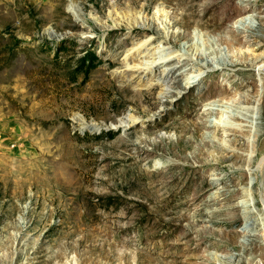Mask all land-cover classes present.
Returning <instances> with one entry per match:
<instances>
[{
	"label": "rangeland",
	"instance_id": "rangeland-1",
	"mask_svg": "<svg viewBox=\"0 0 264 264\" xmlns=\"http://www.w3.org/2000/svg\"><path fill=\"white\" fill-rule=\"evenodd\" d=\"M117 1L76 0L82 20L69 0H0V264H264V89L259 106L234 105L259 95L258 72L238 64L189 85L185 61L144 69L153 35L127 36L130 1L113 13ZM211 2L232 12L227 30L201 14ZM144 4L179 22L173 50L264 58V0H146L135 17ZM172 69L182 82L165 89ZM254 106L248 168V132L219 125Z\"/></svg>",
	"mask_w": 264,
	"mask_h": 264
},
{
	"label": "bare ground",
	"instance_id": "bare-ground-1",
	"mask_svg": "<svg viewBox=\"0 0 264 264\" xmlns=\"http://www.w3.org/2000/svg\"><path fill=\"white\" fill-rule=\"evenodd\" d=\"M129 1H130V4L127 7L128 10L125 11L126 15H129L128 19L131 18L130 22L129 21L125 22V27L128 29V32L126 33L127 36L139 33L141 30L148 31L153 35L149 44L145 47V49H146L150 46L149 51H148L149 60H148V62H146V64H145L146 68H144V69L148 70V69H151V68L156 67V66L161 67L163 65L164 66L170 65V63H172L173 61H176V60H178V62H180V63L185 61V63H189V65H191L190 69H193V71L190 74V77L188 78L189 79L188 83H189V85H195L196 83L200 82L202 80V78L206 79L208 77L207 75H205L204 77H201L200 76L201 73H206V72L209 73V72H212L213 70H217L219 68H227V67L235 66L238 64H243V65L246 64L248 66L254 67L255 70L258 72V74L256 76L258 78V81L261 82L260 83L261 88L259 91V95L255 97L253 94L248 93V94L244 95L245 98H243V97L240 98V102H235V100H236L235 99L234 105H236V103H237V105L239 104L238 107H241L240 105H242V103L243 104L244 103L250 104L251 102H253L256 104V106H259V104L261 103L262 98H263V89H264V58H262L261 56H255L254 58L245 60L244 55H242L241 58H239L237 60H235V59L233 60V58H227L226 56L222 57L220 59H214V58L209 59V58L203 57L202 54H201L202 57L200 56V52H201L200 47L197 48V50H199L198 56L196 53L195 54L190 53L189 50L186 49L185 47L183 49L173 50V49H175V46H176L175 41L172 40V37L175 36L173 30L176 27L175 25H178L179 22L173 20L171 18V14L166 13L165 8H159L153 17H149L147 15V12L149 11V8L151 6L146 5V4H144L142 6V10L140 11V14H142V16L141 17H135L136 8L140 5L141 2L146 1V0H129ZM122 4H123L122 0H118L117 3H115V5H117V6L112 7L114 9L113 13L115 12L116 8H118V6L122 5ZM41 5H42V7L44 6L43 3ZM228 8H230V7L228 6ZM68 10L70 13H72L77 18L84 20L83 9L81 8L80 4L78 2H76V0H69ZM191 14L198 16V17L201 16L196 11H192ZM201 14L204 15V17L206 15L211 14V16L215 22L216 27L224 28L225 30H227L229 28L228 22L231 20L232 12H230L229 10H222L220 7L217 6V3H212V2L206 3L205 7L201 11ZM186 17H188V16L186 15ZM168 19H169V21H168ZM237 23L239 25L245 27L244 30L249 29L250 25H251L250 20L248 18H242L241 20L239 19L237 21ZM114 25L116 27L120 26V24H118V23H115ZM114 25L112 26V28L114 27ZM121 25H122V23H121ZM185 25H186L185 27L187 28V30H189L191 27V22L185 23ZM45 33L48 36H50L52 39L58 38V35H56L51 28L46 29ZM229 33L231 35H228V37L224 40L227 42L228 46L230 48H232L234 45V29L229 30ZM225 36H227V35H225ZM153 45H155V46H153ZM159 45H161V46H159ZM140 49H141V47L138 48L133 53V55H128L125 60L130 61L131 58L134 57V55H137L136 52H138ZM142 51L143 50H140L139 52H142ZM199 56L201 58H199ZM171 66H168V67H171ZM184 66H186V65H184ZM184 66H182V67H184ZM174 71H175V69H172L169 72L172 74L171 77L169 76V73H168L166 75L165 79L162 80V83H166V84H164L165 89L167 88V86H169L168 83L170 81H172L174 83L182 82L181 79H177V78L172 79ZM184 74H185V72H182V75H184ZM188 74L189 73H187L186 75H188ZM234 76L239 77V78H248L243 73H234ZM244 86H247V83L244 84ZM256 106H254L253 108H250V107L243 108V110H247V112L246 111L240 112V110L237 113L228 111L226 114L230 113L231 114L230 117L234 118L233 121H235V122L236 121H242V122H240V123L238 122V124H235V122H234V125L230 124L228 122L225 123L224 125H222V124L219 125L220 127L223 126L224 128L234 130L235 136H237L236 135L237 132H248L249 152L247 154V160H246L248 168H250L253 165L254 161H256L255 160V158H256V146H257V142H258V136H260V135H258V132H256L257 129L255 130V128L253 127V124H254L255 120L257 119V115H258L257 114L258 109H255ZM210 109L212 110V108H210ZM221 113H222V116H224L223 113L225 114V112L223 111ZM136 121H137L136 116H133L132 114H128L127 116L120 119V122H119L120 124L118 126L121 127V126H124L126 124L131 125L132 123H134ZM243 121H246L247 124H244ZM95 126L99 127V125H95ZM247 128H249V129L247 130ZM235 141L237 142V140H235ZM160 164H161V160L158 161L157 165H160ZM259 164L257 166V170H261V169L263 170L264 169V159ZM242 167H244V166H242ZM255 184H257L256 179L252 180V182L249 183V186L251 185V187H252ZM262 188H263L262 194L264 196V185ZM246 190H248V189H246ZM249 193H250V191H249ZM150 199L152 200L153 198L151 197ZM254 201H255V199H254ZM242 204L243 203L241 202V206H242ZM157 209L163 210L162 208H157ZM257 211H258V213H259V211L264 212V197H263V207L257 208ZM257 211L255 210V212H257ZM247 214H250V213H247ZM262 217H263V215H262ZM260 225L262 226V224H260ZM263 225H264V222H263Z\"/></svg>",
	"mask_w": 264,
	"mask_h": 264
}]
</instances>
